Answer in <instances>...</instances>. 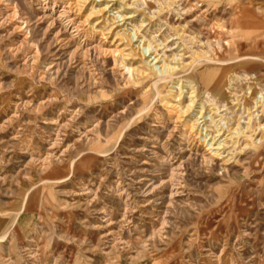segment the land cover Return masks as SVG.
I'll return each mask as SVG.
<instances>
[{
    "label": "rangeland",
    "instance_id": "1",
    "mask_svg": "<svg viewBox=\"0 0 264 264\" xmlns=\"http://www.w3.org/2000/svg\"><path fill=\"white\" fill-rule=\"evenodd\" d=\"M114 3L158 75L180 63L163 95L199 86L208 140L146 103L133 61L84 56L39 0H0V264H264V106L249 93L264 96V0ZM222 120L233 132L217 136Z\"/></svg>",
    "mask_w": 264,
    "mask_h": 264
},
{
    "label": "bare ground",
    "instance_id": "2",
    "mask_svg": "<svg viewBox=\"0 0 264 264\" xmlns=\"http://www.w3.org/2000/svg\"><path fill=\"white\" fill-rule=\"evenodd\" d=\"M113 1L115 0H64L61 2L62 5H60V1L58 0H39L41 5H43V10L49 11L48 14L45 13L47 14L46 16L52 17L53 23H59L62 26V29H64V32L68 33L72 39L83 37V40H81L82 43L79 44V46H82L80 50L83 51L82 53L84 56H95L98 59L104 60L111 57L114 67H117L120 63L126 68L128 67L127 61H133L132 66H130V70L133 74V79L136 81V84L140 86H146L144 94L145 101L148 97H151L152 99L160 98V101L163 103V105H166L170 108L169 112L172 114L171 117L174 120H172L173 122L176 123L179 119L181 120V118H183L184 120H182L184 121V126L188 133L187 143L190 144V141H194L196 139L202 140V138L204 142H206V140H208L206 137L207 134L204 135V126L208 122L206 120V105L202 104L200 109L195 112L198 107L196 101L199 93V86L191 87V90L188 91L189 100L187 102H185V96L183 95V79H181L179 83L177 82V87L175 84H173L169 92L163 95L164 88L166 87L165 83L168 80L175 79L176 72L180 70V63L177 62L174 65L170 63L166 64L165 62L162 63L160 65V71L162 72V75H158L155 61L161 62L159 61L161 57H159V54L156 52H151V54L147 55L145 48L150 50L151 44H146L145 42L142 43V40L138 43V40H134V38L137 36V33L135 32L132 34L126 29V27H123L126 26V20L133 17L132 14H130L131 12H122L121 17L123 20H125L124 23H121L116 15L112 16L113 7L115 5V3L111 4ZM82 11L85 13L80 15ZM82 16H84V18ZM86 22H88L90 25V27L87 29L85 28ZM246 22L247 25H253L252 20H247ZM105 31H107V33H105ZM98 34L101 36L100 39L98 41L90 42V37L92 40H94L97 38L96 35ZM105 35L108 36L105 37ZM103 39L106 40L102 43ZM246 58L256 62V64H251L248 68L251 69L250 73L252 76L254 75L255 78L259 79L258 74L260 71H258L257 61H259L260 58L252 56L251 54H248ZM216 61L218 63H223L226 60ZM181 69L191 72L193 70V66ZM192 73L193 72H191V74ZM188 79L193 80V77H189ZM193 82L195 81L193 80ZM224 93L225 91L222 92L223 95ZM249 93L251 96H255L253 103L256 107L264 106L263 94L260 97L258 96L259 98H256L260 92L257 91L255 85L252 86ZM222 94L220 93V95ZM250 98L251 97H246L245 101L243 100V104L248 106L250 103ZM146 103L148 102L146 101ZM248 109L251 110V108ZM250 114L252 115V112ZM222 121H220V123H222ZM174 128H176V126H174L172 130ZM226 131L233 132V129L231 127L229 128L223 121V124L218 128L219 134H217V136L224 135ZM86 132L88 131H85V134L82 133L83 137L86 136ZM215 139L216 138H213V140L208 144L210 145L209 149H211V151H209L211 155L208 157L210 161H212V157H220L223 154L222 142L218 143L219 140L215 141ZM217 143L218 145H216ZM184 148L185 147H181L180 149L184 150ZM45 159H43V161H45ZM180 167L181 165H178L173 170V176L171 178L172 182L175 181L180 175ZM2 239H4V237Z\"/></svg>",
    "mask_w": 264,
    "mask_h": 264
}]
</instances>
